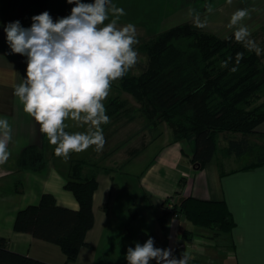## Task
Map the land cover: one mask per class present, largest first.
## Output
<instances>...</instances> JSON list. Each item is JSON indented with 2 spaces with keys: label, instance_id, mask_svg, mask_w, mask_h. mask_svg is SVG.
Instances as JSON below:
<instances>
[{
  "label": "crops",
  "instance_id": "crops-1",
  "mask_svg": "<svg viewBox=\"0 0 264 264\" xmlns=\"http://www.w3.org/2000/svg\"><path fill=\"white\" fill-rule=\"evenodd\" d=\"M113 3L126 13L119 22L139 24L143 33L140 35L144 37L138 40L154 36L151 31L149 36L143 32L147 28L153 30L159 25L162 28L168 25V29L183 23L196 26L200 23L202 30L220 36L246 27L250 36L245 41L257 46L264 44V0H231L230 3L229 0H113ZM72 6L66 0H0V118H7L12 135L8 144L10 156L0 164V236L7 240L8 249L50 264H128L125 258L127 248L136 243L143 244L151 236L154 247L171 249L172 256L177 259L187 254L200 264H264V163L246 169L247 165L264 159V129L258 128L257 133L247 137L257 149L256 155H251L250 151L239 156L224 153L223 149L230 140L239 141L243 137L221 133L217 142L221 139L222 147L217 148L213 159L202 167L191 162L195 150L193 137L174 141L170 130V136L140 173L128 198L125 197L126 178L118 177L117 183L108 169H92L87 167L86 160H81L85 172H95L98 187L92 196L93 225L86 233V245L80 248L72 262L66 263L57 245L14 230L17 212L37 204L43 193L52 194L58 205L71 209H77L78 202L64 188L72 161L55 169V154L47 137L43 142L46 163L42 171H30L18 165L24 147L42 144V138L39 125L23 111L14 95V86L23 80L25 74L26 58L11 53L3 25L19 20L22 26L29 27L31 17L43 11H48L56 20L67 16ZM239 9H247L249 16L229 27L232 15ZM122 118L124 131L122 129L119 135V143L123 144L125 155L121 158L131 161L143 146H147L148 139L154 138L155 132L145 139L143 132L138 136L130 130L132 119L126 115ZM120 119H110L113 124L112 131H108L110 134ZM69 122L74 125L71 120ZM164 125L151 126V130L161 127L164 132ZM133 143L139 145L132 146ZM244 155L253 159L244 162ZM189 196L225 201L236 222L235 227L230 233L215 235L211 230L190 226L181 216L166 213L168 198L176 202ZM186 229L191 233L184 238L182 235Z\"/></svg>",
  "mask_w": 264,
  "mask_h": 264
},
{
  "label": "trees",
  "instance_id": "trees-1",
  "mask_svg": "<svg viewBox=\"0 0 264 264\" xmlns=\"http://www.w3.org/2000/svg\"><path fill=\"white\" fill-rule=\"evenodd\" d=\"M239 43L233 34L220 36L192 23L168 28L143 40L138 46L146 63L139 74L131 71L117 80L120 93H127L138 104L130 108L120 95L104 103L110 119L138 110L147 125L165 123L174 141L193 137L195 150L191 162L202 167L210 162L217 150L219 134H239L242 140H230L223 149L226 154L242 155L254 149L248 135L257 133L264 122V50ZM237 53L243 56L237 64ZM226 67H221V62ZM233 67L238 70L230 71ZM28 145L19 154L22 169L39 172L45 166L44 141ZM264 163V159L247 165L246 169ZM98 187L94 171H84V162L72 161L64 188L78 202L77 209L58 205L50 193H43L37 204L19 210L13 228L34 238L57 245L66 263L76 260L86 245L85 236L94 222L92 196ZM167 214L183 217L190 226L208 229L215 235L230 233L236 222L225 201L185 197L180 201L168 198ZM191 233L186 229L183 237ZM0 264H50L8 249L0 236ZM188 264H200L190 258Z\"/></svg>",
  "mask_w": 264,
  "mask_h": 264
},
{
  "label": "clouds",
  "instance_id": "clouds-1",
  "mask_svg": "<svg viewBox=\"0 0 264 264\" xmlns=\"http://www.w3.org/2000/svg\"><path fill=\"white\" fill-rule=\"evenodd\" d=\"M66 3L73 5L70 13L56 20L43 11L31 17L29 27L22 26L19 20L3 25L11 53L26 58L25 74L14 86V95L23 111L37 122L48 142L55 146L54 154L65 162L71 153H81L92 146L96 152L103 151L106 139L102 126L110 123L104 101L112 82L124 78L139 62L134 48L138 43L135 25L119 24L126 15L122 7L113 0H66ZM248 16L247 9L237 10L229 27ZM197 26L203 27L200 23ZM233 35L242 43L250 33L246 27H239ZM253 50L258 53V48H249ZM242 56L237 53V64ZM221 67H226L225 61ZM69 120L85 130L66 131ZM11 139L9 121L0 118V164L10 156ZM125 258L128 264L151 261L188 264L190 259L187 254L177 259L171 249L154 247L151 236L143 244L128 247Z\"/></svg>",
  "mask_w": 264,
  "mask_h": 264
},
{
  "label": "rangeland",
  "instance_id": "rangeland-1",
  "mask_svg": "<svg viewBox=\"0 0 264 264\" xmlns=\"http://www.w3.org/2000/svg\"><path fill=\"white\" fill-rule=\"evenodd\" d=\"M119 24L122 26L124 25V23L119 22ZM133 25H135L136 27V31L139 33L137 34V39L138 38H143L144 36H141V30H139L138 25L136 23H133ZM143 28L146 27V24H142ZM167 27H169L168 25H164V28L161 27V25H159L158 27H156L155 29H151L149 30L148 28L146 29V31L144 30L143 32L147 33L148 36L151 35L149 34V32L151 31V33H153V35H156L157 33L161 32L162 30L160 29H166ZM141 34V35H140ZM148 39V38H147ZM146 40V39H145ZM140 41H142L141 39L138 40V43L136 45H134V48L136 49V51L138 52L139 55V62L136 64V66L132 69V73L133 74H139V72L143 69V67L145 66L146 63V58L145 55L141 52H139L137 46L140 44ZM246 45H249L251 48H258V54L263 53L262 50H264V44H260V45H253L248 43L247 41H245ZM255 51V50H254ZM257 52V51H255ZM263 63H264V58H263ZM116 81L112 82L111 85V90H110V97H114L117 96V94H119V90L116 89ZM121 99H126L128 102V106H130V108H138V104L132 99V97L130 95H128L127 93H121ZM130 113L134 116V119L132 120L133 122L130 123L131 126L129 127L130 130H132L134 133H137L138 136L140 134L144 135V138L147 139L148 135H152L153 132L154 133V138H149L147 141V146L144 147L143 149L140 150V152L135 155L133 157V159H131V161H127V160H122L123 158H121L124 154V151L122 150V145L121 143H119V135L121 134L122 129L124 128V125L122 123L123 121V116H121L120 121L117 123V125H115V128L113 129L114 132L113 133H109L108 131H112L113 128V124L109 123L107 125H103V134L104 137L106 139V143L104 145L103 151L102 152H96L94 150L95 146H92L90 148H88L86 151L81 152V153H71L70 154V159H68L67 162H65L62 158L57 157L56 155H54V168H59L61 165H68V163H71V161H78V160H86L87 161V167H90L92 169H96V168H106L109 171H111V174L115 177L116 182L119 183L118 177H123L126 178L127 182V191L125 194V197L128 198V196H131L132 192H131V188L134 184H136L138 182V177L140 175V173L142 171H144L146 169V167L148 166V163L150 162V160L153 158L154 154L156 153V151L161 147V145H163L167 139V137L170 136V129L169 127L165 124L164 126V132L160 129H162L161 127H159V129L157 130L156 128L151 130V125L148 124L147 125V120L144 118L143 115H141V113L138 110L135 109H131L130 112H127V114ZM70 130L69 132H82L85 129L83 128H78L75 127L74 125L72 126L71 123L69 121H67ZM111 124V125H110ZM147 128H150V130H148L147 132ZM259 130H263L264 129V122L262 124H260L257 127ZM257 129V130H258ZM124 131V129H123ZM122 131V132H123ZM128 131V130H127ZM108 133L110 134V138L108 137ZM115 133V134H114ZM127 133V132H126ZM229 136H233L234 134L232 133H228ZM117 135V137H116ZM108 139V142H107ZM50 144V143H49ZM139 145V143H133L132 146H136ZM223 143L221 141V139H219V141L217 142V148L218 150L222 147ZM125 147L127 146L124 145ZM115 147V148H114ZM51 150H54V146L51 145L50 147ZM117 150V152H115V150ZM257 149H253L251 151V155L255 154L256 155ZM48 154V152H47ZM116 158L118 160H116ZM120 158V159H119ZM129 158V157H128ZM245 158L243 161L244 162H248L250 160H252L253 158H250L248 155H244Z\"/></svg>",
  "mask_w": 264,
  "mask_h": 264
}]
</instances>
